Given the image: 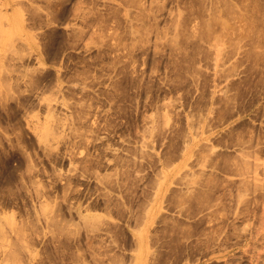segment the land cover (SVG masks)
<instances>
[{
    "label": "rangeland",
    "instance_id": "rangeland-1",
    "mask_svg": "<svg viewBox=\"0 0 264 264\" xmlns=\"http://www.w3.org/2000/svg\"><path fill=\"white\" fill-rule=\"evenodd\" d=\"M0 264H264V0H0Z\"/></svg>",
    "mask_w": 264,
    "mask_h": 264
}]
</instances>
